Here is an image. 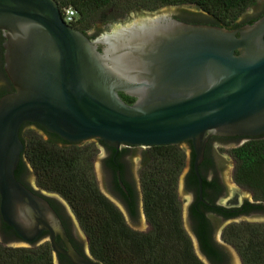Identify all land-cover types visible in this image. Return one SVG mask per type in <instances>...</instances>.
I'll use <instances>...</instances> for the list:
<instances>
[{"label": "water", "instance_id": "obj_1", "mask_svg": "<svg viewBox=\"0 0 264 264\" xmlns=\"http://www.w3.org/2000/svg\"><path fill=\"white\" fill-rule=\"evenodd\" d=\"M263 4L256 0L240 20L258 15ZM167 14L183 15L168 7L135 9L91 40L65 21L55 0H0L4 70L14 88L0 98V223L20 239L8 240L0 232L8 247L34 248L48 241L53 264L57 255L71 264H102L78 253L50 203L17 180L25 123L38 124L70 144L96 138L115 150L181 146L188 157L185 175L193 170L200 201L199 169L209 139L264 135V15L229 29L188 24ZM120 93L134 103L127 104ZM241 144L217 143L209 151ZM102 153L99 146L101 175L112 197L100 165ZM118 177L125 190L120 172ZM27 180L38 189L32 171ZM68 212L75 236L90 254L74 213ZM44 233L49 236L42 240Z\"/></svg>", "mask_w": 264, "mask_h": 264}, {"label": "trees", "instance_id": "obj_2", "mask_svg": "<svg viewBox=\"0 0 264 264\" xmlns=\"http://www.w3.org/2000/svg\"><path fill=\"white\" fill-rule=\"evenodd\" d=\"M55 1L61 13L72 7L83 14L81 20L71 23L76 29L89 26L95 17L100 16V12L109 14L104 21L115 20L137 7L154 10L166 5H193L209 15L213 26L229 29L252 24L264 15L263 11L255 18L240 20L256 0ZM3 65L4 59L0 64L4 73ZM120 96L127 104L135 101L123 93ZM23 126L20 138L25 150L15 172L17 180L27 187L28 180L22 171L29 165L40 189L58 194L69 204L88 238L90 253L96 261L102 264H204L196 255L191 238L182 224L177 187L188 157L181 146H153L143 151L140 184L150 230L138 232L127 226L121 211L101 193L96 184L93 163L98 148L95 144H70L55 134L45 139L40 132ZM59 140L63 142L62 145ZM229 153L236 160L235 183L250 190L254 202L264 204V135L247 138L245 143L229 150ZM193 160L192 152V164ZM202 179L203 195L211 198L205 189H218L219 185ZM190 184L198 189L195 178L194 182L191 179ZM246 210L260 212L264 208L261 205H246ZM203 229L204 226L199 233L201 245L209 255L215 256L216 249L207 234H202ZM0 231L16 235L3 222ZM222 236L238 252L242 264H264V223L231 224ZM0 264H53L51 244L46 242L34 248H14L0 242Z\"/></svg>", "mask_w": 264, "mask_h": 264}, {"label": "flooded vegetation", "instance_id": "obj_3", "mask_svg": "<svg viewBox=\"0 0 264 264\" xmlns=\"http://www.w3.org/2000/svg\"><path fill=\"white\" fill-rule=\"evenodd\" d=\"M183 6L186 5H166V6H160L158 8H155L154 10L151 9H144L149 12H155L157 10H160L162 8L166 7H177L180 9V11L183 13V15H173V14H167L168 16L172 17L173 19L188 23V24H198V25H213V20L209 17V15L203 11L200 13L191 12L189 10H185ZM193 6V5H191ZM134 9H143V8H134ZM134 9L128 11L124 14V16H128V14L133 11ZM264 11V4L263 8L260 11L258 15L263 13ZM101 16L95 17L93 22L87 26V27H80L76 30L81 31L84 33L87 37H89L91 40H97L102 36L100 35V30L102 27H105L107 25H110L112 22L116 21L113 19L104 21L105 18L108 17V13L106 15H103V12ZM83 14L81 12L77 13L76 20H81ZM253 16L252 18L257 17ZM122 16V17H124ZM3 42L4 38L2 33L0 32V64L1 60L4 59V48H3ZM3 51H2V49ZM4 68V65H3ZM14 91V88L9 81L5 70L4 73L0 69V98L4 95L2 93H11ZM25 129L38 131L46 137V139L49 138L50 133H47L43 129L40 128L38 124L35 123H25L23 126ZM247 141V138L245 137H211L207 143L206 152H205V158L200 166V174L201 177H203L205 180L209 182H217L219 185L218 189H215L214 187H208L205 189V191L210 194L211 198H205L203 195V201H200L198 196V189L191 183V179L194 182L195 174L193 170L191 169L184 177V186L189 193V202H188V208H187V215L190 220L192 230L194 232V235L197 238L198 246L201 254L212 264H232L230 261V256L228 253V250L226 247L222 244H219L216 241L215 234L217 231L216 225H214V222L212 221V217L219 220V222H228L230 220H235L236 218H240L242 216H250L255 213H264V211L256 212V211H247L246 205H253L252 201L245 200L242 203L239 201L237 196H234L232 198H229L228 200H225L224 198L227 195V188L220 179V177L216 173L217 169V163L215 160V157L213 154L210 153V148L214 144H230L232 142H242L245 143ZM60 144L62 145V141L59 140ZM96 145L98 148L99 153V146L103 149L102 156L100 158V165L103 171L106 173V183H107V191L109 194L124 208L127 214L126 216L123 214V217L125 219V222L127 226L138 232H143L141 228L143 226L145 228H149L150 230V224L146 218L144 209H143V202H142V191H141V184H140V170L138 171L137 175L134 173V171L131 169L132 162L130 157L134 156L137 149H142L140 147H132V146H121L118 150H115L105 143H103L99 139H91V142ZM88 143V144H90ZM85 145L84 143H82ZM86 144V145H88ZM191 149L190 143H186ZM97 153V154H98ZM97 156V155H96ZM142 154L140 155V163L142 165ZM234 158V157H233ZM235 160V159H234ZM235 166H236V160H235ZM142 168V167H141ZM235 171V167H234ZM31 170L29 169V166L27 165V169L22 171V174L24 178L27 179V177L30 175ZM118 172H120V179L125 186V190L121 187L118 177ZM36 182V179H35ZM37 186V182H36ZM27 187L32 190L37 195H40L44 197L52 206V208L58 213L60 219L62 220L68 235L70 237L71 242L73 243L75 249L85 258H93V260H96L92 255L87 254L85 252L84 248V242L80 238L78 239L74 231L72 229L73 224L71 220L70 213L68 212V209L60 200H58L59 196L55 193H49L48 191L40 189L38 186V189H35L31 183L27 182ZM204 191V188H203ZM48 192V193H45ZM102 193V192H101ZM50 194V195H48ZM53 194V195H51ZM103 194V193H102ZM104 195V194H103ZM109 201H111L106 195H104ZM61 197V196H60ZM112 202V201H111ZM113 203V202H112ZM236 203L238 205L236 206ZM248 203V204H246ZM114 204V203H113ZM115 205V204H114ZM72 210V209H71ZM129 221L132 225L128 224ZM1 224V223H0ZM134 225V226H133ZM204 226V229L202 231L203 235H206L209 237V240L213 247L216 249L217 255H209L203 246L201 245L200 241V229ZM226 229V227L221 229L220 238L223 240V231ZM1 232V231H0ZM2 233V232H1ZM2 235L11 241H18L20 240L19 237L11 233H2ZM49 236L48 233H44L42 235V240L46 239ZM48 241H44L42 244L46 243ZM57 242L60 246L63 247V244L59 238H57ZM223 242L225 245L227 244L224 240ZM88 243V238H87ZM40 244V245H42ZM39 245V246H40ZM88 249L89 245L87 244ZM231 246V245H229ZM38 247V246H37ZM232 247V246H231ZM90 252V249H89ZM89 255V256H88ZM57 262L58 264H71V262L68 260V258L64 255H57Z\"/></svg>", "mask_w": 264, "mask_h": 264}, {"label": "rangeland", "instance_id": "obj_4", "mask_svg": "<svg viewBox=\"0 0 264 264\" xmlns=\"http://www.w3.org/2000/svg\"><path fill=\"white\" fill-rule=\"evenodd\" d=\"M171 8L178 9L177 7H171ZM183 8H185V10L201 12L200 8L196 7V6L186 5V6H183ZM250 8H248L245 11V13ZM141 10H144V9H141ZM101 14H99V15L101 16ZM106 14L107 13H105L103 15H106ZM126 18H127V15L124 16V17H120L117 20L115 19V20L116 21H123V20H126ZM43 138L46 139L45 136H43ZM88 143H90V142H88ZM231 149H233V148L216 149V150L210 152L215 157V160H216V163H217L216 173L220 177V179L222 180V182L224 183V185L227 188V195H226V197L224 199L228 200L229 198L237 196V198L239 199V201L241 203L243 201H245V200L254 201V196H253L252 192L250 190L246 189V188H243V187L237 185L235 183V181H234L235 160H234L233 156L229 153V150H231ZM144 150L145 149H137L135 155L130 157L131 162H132L131 169L134 171V173H136V175H137L138 171L142 167V165L140 163V155L143 153ZM29 168H30V166H29ZM93 172H94V178H95V181H96V184H97L99 190L104 195L107 196L106 189H105L104 182H103V178H102L101 171H100V167H99V153L97 154V156L94 159ZM184 175H185V170L180 175L179 182H178V187H177V194H178V198H179V201L181 203V208H182V224H183V228L185 229V231L187 232V234L191 238L194 251H195L196 255L198 256V258L204 264H212L201 254V252H200V250L198 248L197 242L195 240L196 236L194 235L190 220H189L188 215H187V208H188V202H189L190 196H189V193L187 192V190H186V188L184 186ZM34 186L36 188H38L36 186V182H35ZM45 193H48V192H45ZM51 195H53V194H51ZM56 197H58V196H56ZM58 198H60L64 202V204L68 207L69 211L72 214L73 212H72L71 207L69 206V204L62 197H58ZM108 198L115 204L113 197H108ZM118 209L127 218V214L125 213V211L122 208H118ZM72 216H73V214H72ZM73 218L75 219L77 225L79 226V223H78V220L76 219V217L73 216ZM235 220L236 221L219 222V220H217L216 218L212 217V221L214 222V225H216V227H217V231H216V234H215L216 241L219 244H222V245H224L226 247V249L228 250V253H229V256H230V261H231L232 264H242L241 258L239 256L238 252L233 247H231L229 245H225L223 240L220 238L221 229L224 228V227H227V226H229L231 224L264 223V213H255V214H252L250 216H242L240 218H236ZM128 224H130V223H128ZM130 225H132V224H130ZM79 228H80V230L82 231L83 235L85 236V238L87 240V236L85 235V233L83 232V230L81 229L80 226H79ZM141 229H142L143 232H148L149 231V228H145L144 226ZM0 242L2 244H4L5 246H9L1 238H0Z\"/></svg>", "mask_w": 264, "mask_h": 264}, {"label": "built area", "instance_id": "obj_5", "mask_svg": "<svg viewBox=\"0 0 264 264\" xmlns=\"http://www.w3.org/2000/svg\"><path fill=\"white\" fill-rule=\"evenodd\" d=\"M62 17L69 25H71V23L75 22L76 20L77 11L72 7L66 8L62 13Z\"/></svg>", "mask_w": 264, "mask_h": 264}]
</instances>
